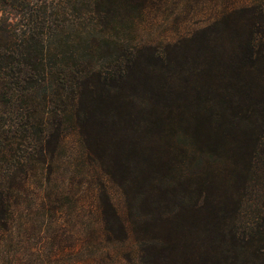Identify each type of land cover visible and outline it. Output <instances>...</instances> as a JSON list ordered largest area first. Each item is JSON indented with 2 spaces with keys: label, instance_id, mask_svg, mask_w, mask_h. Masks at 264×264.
Here are the masks:
<instances>
[{
  "label": "trees",
  "instance_id": "obj_1",
  "mask_svg": "<svg viewBox=\"0 0 264 264\" xmlns=\"http://www.w3.org/2000/svg\"><path fill=\"white\" fill-rule=\"evenodd\" d=\"M155 1L0 0V264H55L30 240L56 252L69 160L97 199L83 264H264V0L153 45L135 19ZM175 129L244 167L233 207L206 175L141 166Z\"/></svg>",
  "mask_w": 264,
  "mask_h": 264
},
{
  "label": "rangeland",
  "instance_id": "obj_2",
  "mask_svg": "<svg viewBox=\"0 0 264 264\" xmlns=\"http://www.w3.org/2000/svg\"><path fill=\"white\" fill-rule=\"evenodd\" d=\"M159 1L148 4L143 16L135 19L137 38L153 45L173 42L183 35L198 32L199 29L212 25L216 20L219 21L224 12L263 0ZM194 147L190 137L179 129L148 133L143 138L146 158L141 162V166L150 167L151 174H154L156 171H153V166L172 162L173 173L179 172L181 169L185 175L193 177L206 175L211 183L212 198L219 202L225 201L228 203V207H233L240 185L247 179L243 174L244 167L239 168L238 174L235 169L240 166V163L228 154L222 152L210 156L212 152L208 150L198 152ZM175 156L176 158H173ZM67 167V171L72 172V181L67 180L66 183L68 185L71 183L73 186L54 207L64 211L62 216L55 215L57 225L64 227L63 234L57 242L52 241L51 248L54 246L53 249L55 248L56 252L54 253V250L52 252L49 246H42L44 240L43 242L40 240L41 234L30 240V243L41 259L46 257L49 260L50 257V262L53 261L55 264H83L82 239L85 228L93 220L92 215L96 210L97 199L95 200L94 188L88 187L89 181L86 174L82 168H79L76 161L69 160ZM134 200L137 199L133 198ZM111 201L120 216L126 215L128 202L125 203L119 193L113 194ZM135 208L137 209L135 213H138L137 203H135ZM93 225L97 226L98 222L96 221ZM253 225L255 226V224ZM183 238L190 239L188 234H184ZM176 254L179 257L181 253L178 251ZM191 260L192 258L189 256L184 264H194ZM115 263L114 261L113 264Z\"/></svg>",
  "mask_w": 264,
  "mask_h": 264
}]
</instances>
